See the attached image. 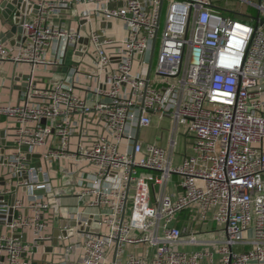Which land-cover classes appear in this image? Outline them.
<instances>
[{"label": "built area", "instance_id": "2783aa9c", "mask_svg": "<svg viewBox=\"0 0 264 264\" xmlns=\"http://www.w3.org/2000/svg\"><path fill=\"white\" fill-rule=\"evenodd\" d=\"M117 1L77 0L89 6L81 19L85 23L64 29L49 17L68 1L35 0L33 13L27 8L23 14L14 46L0 37V63L31 66L23 101L0 105V119L13 127L10 140L0 145L5 181L0 208L8 211L6 197L15 190V179L25 170L37 173L27 168V153L53 138L47 160L96 167L93 185L79 193L91 199L73 217L84 229L76 228L77 240L67 248L80 250L83 264H105L111 249L112 264L213 261L211 251L175 248L186 229L174 221L185 209L203 221L211 213L224 226L220 264H264V0L257 4L259 21L226 16L212 0H120L112 7ZM98 20L100 29L94 27ZM114 20L123 25L120 38L109 36L105 27ZM84 37L87 45L79 42ZM54 44L57 53L49 56ZM69 47L74 58L78 51L81 58L90 54L93 66L69 67L57 83L38 86V69L64 66ZM90 113L102 123V132L93 136L81 128L72 149L79 127L74 117ZM153 114L170 122L166 146L143 145L139 139L137 129L149 127ZM183 136L191 140L193 154L176 163ZM9 147L13 151L7 152ZM174 176L177 193L170 187ZM23 207L16 199L12 219L10 213L4 219L9 233H0V254L6 264H23L24 255L52 238L44 219L50 201L34 196L28 205L32 215L17 212ZM92 208L98 213L88 212ZM26 229L34 233L32 242L20 234ZM189 241L197 240L191 235ZM127 245L149 250L125 257ZM240 246L244 249L237 250Z\"/></svg>", "mask_w": 264, "mask_h": 264}, {"label": "crops", "instance_id": "0c3cea01", "mask_svg": "<svg viewBox=\"0 0 264 264\" xmlns=\"http://www.w3.org/2000/svg\"><path fill=\"white\" fill-rule=\"evenodd\" d=\"M6 0H0L2 3ZM31 2L35 0H29ZM69 5L63 8L60 12L56 14H51L49 17V22L56 25L62 26L64 29H78L81 19L85 14L86 9L89 7L84 3H78L77 0H67ZM251 6H253L257 12L259 9L257 4L260 0H246ZM122 2L112 3V7L120 6ZM91 6V5H90ZM219 8V7H217ZM220 9V8H219ZM35 10V5L28 6V12L33 13ZM221 10V9H220ZM222 11V10H221ZM223 12V11H222ZM248 10H242V12L235 13L240 15L243 19L251 20L250 17H254L248 14ZM258 13H254L256 16ZM33 15V14H32ZM28 18H31V16ZM225 15V14H224ZM99 19V18H97ZM11 23H14L12 17L10 18ZM99 21V20H98ZM105 26V24H104ZM95 28H101L102 24L97 21L94 23ZM108 35L116 38L122 37L125 32L123 25L119 21H112L107 26ZM12 29V24L8 23L3 17L2 11L0 10V37L3 34L9 33ZM11 37L5 42L6 45L13 47L14 40L20 38V33L10 34ZM82 35H88V29L83 30ZM58 44H54L49 49V56L56 55V47ZM63 47V45H62ZM72 47H69L66 52L65 65L69 67H78L82 70H89L93 66V59L90 54H84L79 63L74 60V54L72 53ZM57 74H62V71L55 72L53 69L41 66L36 73L37 85L40 87H50L60 78H56ZM31 74V66L28 63H15L13 61H3L0 63V105L6 104H17L23 101L24 91L26 89L27 80ZM81 80L85 82L86 80L81 77ZM79 86V85H78ZM80 94H84L82 89H78ZM74 119L79 124L77 128L76 135L72 138L71 148L76 149L79 142L78 131L83 128L84 131L88 132L90 135H97L102 132V123L95 117L93 113L85 115H76ZM168 120H162L157 114L152 116V124L149 127H141L137 129L140 141L143 145L149 144H161L166 146L167 137L165 133L167 130L163 127ZM169 122V121H168ZM170 126V122H169ZM13 127H11L10 122L6 118L0 119V141L10 140L11 134L13 132ZM2 132L4 133L2 135ZM168 134V132L166 133ZM53 138L49 144L44 146H36L31 152L27 153V168H32L37 170V173H32L29 170H25L12 184L15 189L13 193L7 198L9 202L11 197L16 194V199L24 202V207L17 212L23 214L32 215V211L28 208L29 203L37 196L40 200L50 201L51 207L45 212L44 219L46 221L47 227L45 232L51 235V239H48L40 243L34 251V254L27 253L22 257L23 264H83L81 260V251L76 250L73 252H68L67 248L77 240L76 229L73 234L67 238L60 237L58 245H54L53 237L54 233L60 228V221L63 216L62 208L67 209L68 218L70 220L74 219L75 213L82 210L81 207L84 202L91 199L90 196L81 197L79 193L93 185L95 179L94 172L96 167L89 165L88 163L82 161L80 163H73L70 160L64 159L62 161H50L45 157L46 150L53 144ZM55 142V141H54ZM186 149L189 150L184 156H179L177 153L175 157V162L180 163L183 158L187 155L193 154L191 147V140L187 139L185 142ZM13 151L11 147L7 149V152ZM77 167H76V166ZM74 169L75 172H74ZM2 172L0 170V184L4 185L5 181L1 176ZM28 181L31 185H22V182ZM4 182V184H3ZM179 177L174 176L170 184L171 190L174 193L181 191L178 186ZM104 186L105 183H104ZM2 202V201H1ZM10 207V206H9ZM4 208V209H3ZM1 207L0 221H4L6 216L9 215V209ZM98 209L92 208L88 212L98 213ZM8 212V214H7ZM174 224L177 227L185 228L186 232L183 235L181 242L175 245L178 250L193 252V251H211L215 253L213 261L205 258L201 264H220L221 257L218 254V247L220 242L226 237V231L224 226L219 225L213 220L212 214L207 220H201L197 213L191 209H185L180 212ZM0 233L8 234L9 231L5 224L0 222ZM23 240L32 242L34 239V233L31 229H26L21 231ZM19 233L17 235H20ZM193 235L196 238V242H190L189 238ZM244 247L240 246L237 250H243ZM149 249L147 246L140 245H127L125 247V257L130 253L143 254ZM115 249L109 251L108 261L105 264H112ZM2 255L0 254V257ZM0 264H6L0 259ZM250 264H259L257 262H252Z\"/></svg>", "mask_w": 264, "mask_h": 264}, {"label": "water", "instance_id": "95a60500", "mask_svg": "<svg viewBox=\"0 0 264 264\" xmlns=\"http://www.w3.org/2000/svg\"><path fill=\"white\" fill-rule=\"evenodd\" d=\"M29 5H33V2H26L25 0H6L3 1L2 3L0 2V10L2 11L3 17L7 20L8 23L12 24V29L11 31H9V33H5L2 36V41L6 42L8 38L11 37L10 34L13 33H17L19 32L20 34L22 33V23L25 20V17L23 16L24 12L26 11V9L28 8ZM237 17L240 15H236ZM12 17L14 23H11L10 18ZM253 18L256 21H259L262 18V13L259 11L258 14L254 17H250ZM82 23H85V21H82ZM262 24H264V20H262ZM86 27L83 26L82 30H85ZM79 42L81 44L87 45L89 42V39L87 37L81 38L79 40ZM85 48V47H84ZM155 49V44L153 47V52ZM83 53L81 51H78L76 53V56L74 59L76 60H80V56ZM53 71L58 72V71H62V74H57L56 73V78H60L63 79L65 78V73L68 71V67L67 66H57V67H53L52 68ZM58 81H56L57 83ZM4 133L2 132V135ZM6 143V140L3 139V141H0V145H4ZM4 184V182H3ZM0 199H5L4 196L0 197ZM16 201V194L14 196L11 197V200L9 202V200H6V204H9V213L10 216L8 217V220L12 219L13 213H14V204ZM62 212H63V216L62 219L60 221V228L54 233V237H53V243L54 245H58L59 243V239L60 237L63 238H67L70 235L73 234L74 230L78 227H80V229H84V225H82L80 222H78L76 219H72L70 220L68 218V214H67V209L66 208H62ZM2 224H5V221H0ZM94 226L99 227V223L96 222L94 223ZM0 259L2 261H4V257L1 256Z\"/></svg>", "mask_w": 264, "mask_h": 264}, {"label": "rangeland", "instance_id": "374dc122", "mask_svg": "<svg viewBox=\"0 0 264 264\" xmlns=\"http://www.w3.org/2000/svg\"><path fill=\"white\" fill-rule=\"evenodd\" d=\"M212 1L214 5L216 7H219L223 11V14H225L226 16L234 17L235 13L242 12V10H248L249 11L248 14L251 16H255L254 13H258L257 10L253 6H251L249 3H247L245 0H212ZM155 66L156 65H154V69L156 68ZM163 127L166 130L169 129V122L167 121ZM166 133H165V137H167ZM185 141H186L185 137L183 136L180 139V144L177 149L179 156H184L185 154L189 152V150L186 149ZM75 170L76 169H74V172Z\"/></svg>", "mask_w": 264, "mask_h": 264}]
</instances>
